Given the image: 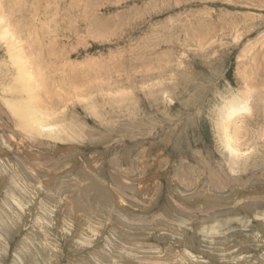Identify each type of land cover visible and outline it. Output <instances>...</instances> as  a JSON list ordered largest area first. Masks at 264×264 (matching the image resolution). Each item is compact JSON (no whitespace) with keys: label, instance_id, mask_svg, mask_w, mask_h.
Returning a JSON list of instances; mask_svg holds the SVG:
<instances>
[{"label":"rangeland","instance_id":"obj_1","mask_svg":"<svg viewBox=\"0 0 264 264\" xmlns=\"http://www.w3.org/2000/svg\"><path fill=\"white\" fill-rule=\"evenodd\" d=\"M0 264H264V0H0Z\"/></svg>","mask_w":264,"mask_h":264},{"label":"bare ground","instance_id":"obj_2","mask_svg":"<svg viewBox=\"0 0 264 264\" xmlns=\"http://www.w3.org/2000/svg\"><path fill=\"white\" fill-rule=\"evenodd\" d=\"M20 50V49H19ZM18 52H20V51H18ZM29 62V61H28ZM19 63H20V66H21V68H20V72H22L23 73V75H24V77H22L23 79L26 77V75L28 74V70H27V68H26V65H25V62H22V61H19ZM30 64V63H29ZM28 67V66H27ZM22 69V70H21ZM25 70H27V71H25ZM33 73H31V74H29L30 76L32 75ZM32 76H34V75H32ZM29 77V76H28ZM21 78V77H20ZM21 78V79H22ZM30 78V77H29ZM32 78V77H31ZM34 78V77H33ZM33 78H32V81H33ZM37 79V78H36ZM30 80V79H29ZM35 80V79H34ZM39 80V79H38ZM28 81V80H27ZM26 81V82H27ZM31 82V81H30ZM40 83V82H39ZM38 83V84H39ZM31 84V83H30ZM36 85V84H35ZM25 86H26V84H25ZM25 86H22V87H25ZM27 86H28V83H27ZM32 87V86H31ZM35 87V86H34ZM30 89V88H29ZM37 90V89H36ZM33 91V90H32ZM24 92H26V90L24 89ZM39 94V93H38ZM29 95V94H28ZM31 96V95H30ZM29 96V97H30ZM34 96V95H33ZM35 97V96H34ZM32 98V97H31ZM233 101V100H232ZM27 102V101H26ZM27 103H30V104H27L28 106L29 105H31V101L29 102H27ZM32 104H34V103H32ZM35 106L37 105V104H34ZM230 105H232V104H230ZM27 106V107H28ZM33 108H36V107H34L33 106ZM25 109H27L26 107H25ZM30 110V109H29ZM245 110H247V107H246V105L245 104H243V105H241V107H236V106H234L233 107V105L232 106H227L226 107V109H225V111H224V113H226V111L228 112V114H226V115H224L223 117L220 115L219 116V118L221 119L220 120V124L218 123V129H220V131H218V132H221V136L224 138V140H223V142H222V145L223 146H225L226 147V149L229 151V154H231V156L233 157V159L235 158V157H237V155H238V148L236 147L237 146V143H236V138H233V140H230L229 138H228V134H227V127H229L231 124H233L234 123V121H235V117L236 116H239V115H241V113H242V111H245ZM28 111V110H27ZM34 111V110H33ZM33 111L31 112L32 114V116H33ZM240 111V113H238ZM35 113H36V111H35ZM39 113V112H38ZM223 113V114H224ZM238 113V114H237ZM29 116V115H28ZM45 116L46 117H48V116H50V115H47V114H45ZM33 117H35V114H34V116ZM33 117H31V118H33ZM37 117V116H36ZM29 118V117H28ZM31 118H29V119H31ZM37 119H39L38 120V123L37 122H34L33 120H31V122L30 123H27V122H22L23 123V125H25V126H27V127H29V129H34L37 125L39 126V123H42V124H44V121L41 119V117H37ZM36 121V120H35ZM43 127H46L45 125H43ZM38 128V127H37ZM48 128V127H47ZM28 129V128H27ZM28 129V130H29ZM43 129H45V128H43ZM36 130V129H35ZM47 130V129H46ZM30 131V130H29ZM49 131V130H48ZM42 132H44L45 133V131H42ZM49 133H50V131H49ZM54 134V133H53ZM219 134V133H218ZM79 136V135H78Z\"/></svg>","mask_w":264,"mask_h":264}]
</instances>
